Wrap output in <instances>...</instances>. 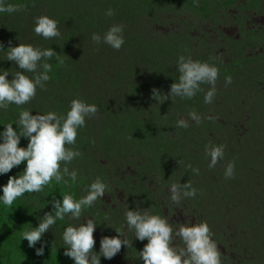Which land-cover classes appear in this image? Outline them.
Here are the masks:
<instances>
[{
  "label": "clouds",
  "instance_id": "1",
  "mask_svg": "<svg viewBox=\"0 0 264 264\" xmlns=\"http://www.w3.org/2000/svg\"><path fill=\"white\" fill-rule=\"evenodd\" d=\"M40 1L39 8L31 4L32 9H28L26 16L21 17L24 27L20 29L21 31H17L15 26L8 23L1 15L13 9L10 0H0V148L6 150L1 154L5 163L3 170L13 173L20 171L18 173L20 181L14 189L23 198L26 197L34 209L29 216L19 217V220L14 218L8 230L12 232L14 243L19 245V251L30 254L40 264H75L74 259L77 256L71 254L70 243L76 244L82 254L89 246L91 231L97 229L105 240L98 246H90V249L94 256L101 254L110 261L112 256L108 255L110 241L113 238L119 240L123 236V231L116 229L117 225L124 222V231L138 229L141 234L146 235L148 230H151L150 225L156 223L150 224L151 221L143 223L145 217L141 212L133 216L135 220L129 217L126 221L125 216L120 214L123 211L122 207L107 216L102 213L93 215L95 202L100 205L101 210H103L102 205L116 209L115 204L104 199L106 196L111 198L115 196L117 185L109 183L111 174H108L110 169L113 170L111 168L113 163L110 161L111 167H102L101 163L104 160L98 158V155L106 156V148L116 146L105 133L91 130L94 122H89V118L102 113L103 118L100 122L102 128L106 125L110 130H119L121 134L122 130H126L127 137L124 142L130 141L132 145L138 144L132 142V135H136L140 142L141 137L151 127L150 138L148 133L147 138L151 143L149 145L154 148L151 149L150 156H144L151 166H145L146 170L141 169V173H153L160 160L158 153L176 152L189 148V145L175 146L161 142L165 144L160 146V130L156 129L158 124L151 111L159 115L175 102V110L192 116L195 111L193 105L201 99L198 95L204 87L197 72L187 61V51L191 49L188 45V50L186 47H181L179 50L181 52H177L172 60L175 70L173 76L177 77L172 76L162 84L166 94L161 102L156 104L159 91L152 94L143 93L140 83L146 80V77L143 73L137 76L135 71L137 66L143 70L147 66H153V73H157L163 65L164 60L158 61L159 54L156 57L154 55L160 53L163 46L157 38L155 43L161 46L156 53L151 51V44L141 42L139 52H144V58L138 57L139 55L128 58L133 70V75L129 76L130 83L140 89L138 95L128 94L131 90L127 91L119 84L114 86L113 81L111 82L113 76L95 74L98 70L92 63H95L98 69L104 68L105 56L95 52L97 48L99 51V45L95 48L92 44L94 41L106 39L111 34L107 31L119 19H123V23L128 20L130 22L133 0H101L99 4L98 0H60L61 4H64L61 14L68 19V23L65 21L52 23L49 20V12L52 9L49 6L54 7L57 0ZM171 1L182 9L178 11L181 15L191 11L207 12L208 15L213 8L227 3L224 0ZM251 1L253 5L264 6V0ZM46 2L50 3L45 4ZM138 2L137 0L135 3L138 12L143 10L141 6L147 8V5ZM122 7L127 15L125 19L122 18ZM45 12L47 16L42 22L38 18ZM261 20L264 22V18ZM56 28L59 31H55ZM178 46L177 43L169 50L175 51ZM195 46L198 47L199 44L195 43ZM202 47L203 45L199 46L200 49ZM168 56L171 58L173 55ZM201 57L206 58V55ZM107 68L114 69L112 65H107ZM114 73L113 71L112 74ZM120 88L123 90L119 91ZM111 96L112 101H116L114 107L107 108L98 103L109 100ZM150 97H155L154 106L146 102ZM142 103L148 105L151 110L142 111L144 110ZM179 105L183 106L182 110ZM224 107L225 105L221 103L218 109L222 114ZM227 110L228 108L225 109ZM142 114L152 117L144 118ZM144 121L149 122L146 128L143 127ZM202 133L198 131L196 136ZM90 134L92 136L99 134L102 138L100 141L102 150H96V147L100 148L99 141L91 140ZM187 141L190 143V140ZM132 147L137 148V146ZM85 150L91 155L84 153ZM114 178L117 181L116 177ZM11 179L12 176H9L6 181L4 194H7L10 188ZM133 182L138 183L139 186H135ZM54 186L61 188L55 206L41 204L40 197L46 198L48 193L52 194L51 189ZM145 186L147 184H144L141 177L128 176L124 183L125 196L122 204L125 203L124 201L130 202L131 196L137 197V193L145 192L147 190ZM183 187L186 186H181V189ZM255 194L259 198L263 196L259 191ZM145 197L148 204L154 207L157 203L156 199L153 196L149 197L148 193ZM88 216L93 219L86 224L84 219ZM249 217V226L244 230L239 229L238 224L230 227L229 238L226 237L225 232L214 237L207 235L210 239L207 253L205 248L201 250L189 240L180 241L172 237L170 240L173 244L169 248V259L174 264H264V219L251 221L252 211ZM140 245L145 246L144 243ZM258 248H261L262 256L257 260ZM14 249L15 247L7 249L3 241L0 242L1 255H13ZM132 256L126 255L132 264L152 262L138 258L136 263L132 260ZM260 260L261 263H258ZM0 264H14V261L0 256Z\"/></svg>",
  "mask_w": 264,
  "mask_h": 264
},
{
  "label": "rangeland",
  "instance_id": "2",
  "mask_svg": "<svg viewBox=\"0 0 264 264\" xmlns=\"http://www.w3.org/2000/svg\"><path fill=\"white\" fill-rule=\"evenodd\" d=\"M136 1L133 0V7L130 8V22L123 23V19L116 21L107 31L111 34L106 39L94 41L93 47L99 45V51L97 48L95 52L110 58L115 53V47L120 57L118 60L122 61L126 56L135 58L138 47L129 50L135 42L151 44V51L156 53L161 45L158 46L155 39H159L163 46L160 53L154 55L156 57L159 54L158 61L164 60L163 65L157 73H153V66H147L144 70L137 66L135 71L137 76L143 73L146 77L140 83L143 93L159 91L156 103L159 104L166 94L162 84L175 73L172 61L175 54L181 52V47L188 50L187 46L190 45L187 61L197 72L204 88L198 95L201 99L193 105L195 111L192 116L175 110V102L159 115L151 111L158 124L156 129L160 130V146L165 143L189 145V148L176 152L158 153L160 160L158 166H154L153 173H141V169L146 170V167L151 166L144 158L150 156L151 151L147 145H143L145 142L134 144L142 146L137 149L132 147L130 141L125 142L122 153L117 147L109 146L105 149L106 156L98 155L100 160H104L102 167H109L110 161L114 165L110 166L113 170L110 169L108 174H111L109 183L117 185L115 196H106L104 199L115 204L116 209L102 205L101 210L95 202L93 215L102 213L107 216L122 207L120 214L125 216L126 221L141 212L145 217L143 223L151 221L150 224H156L150 225L151 230L146 235L138 229L124 231V222L117 225L116 229L123 231V236L110 241V261L101 254L97 257L93 255L90 246H98L105 240L99 230L93 229L89 235V246L82 254L76 244L70 243L71 254L77 256L75 264H132L127 254L133 255L132 260L136 263L139 258L150 260L151 264H174L169 259L172 237L180 241L189 240L201 250L205 248L207 253L210 244L207 235L214 237L225 232L229 238L230 227L237 224L239 229L244 230L249 226L251 211V221L264 219V22L261 20L264 18V6L253 5L251 0H228L213 8L208 15L207 12L192 11L181 15L179 12L182 9L170 4L168 11L162 15L157 13L154 6L150 9L151 13L145 15V11L138 12ZM159 1L163 3L167 0ZM100 2L97 1L98 4ZM46 16L47 12L40 14L38 19L43 22ZM122 30L126 31L129 41L117 48L121 34L123 37ZM116 31L120 34L112 39ZM177 43L179 46L175 51L169 50ZM195 43L203 47L200 49ZM167 54L173 56L170 58ZM201 55H206V58ZM113 71V68L104 67L95 74L116 76V73L112 74ZM146 102L154 106L155 97L146 99ZM221 103L225 105L223 114L218 111ZM142 104V111L151 110L148 105ZM179 107L183 109L182 105ZM146 114L142 116L145 118ZM102 118V113L89 118V122H94L91 130L103 132L100 124ZM198 131L203 133L196 136ZM122 132V138L126 139V130ZM90 138L101 144L99 134H90ZM128 176L141 177L147 184V190L137 193V197L131 196L130 202L124 201L122 204L124 183ZM133 184L139 186L136 182ZM183 185L186 187L181 189ZM256 191L263 196L257 197ZM146 192L149 197L156 199L155 208L148 204ZM144 193V197L140 198ZM90 219L93 218H85V223L88 224ZM141 243L145 246L142 247ZM261 252V248H258L257 260L262 256Z\"/></svg>",
  "mask_w": 264,
  "mask_h": 264
},
{
  "label": "trees",
  "instance_id": "3",
  "mask_svg": "<svg viewBox=\"0 0 264 264\" xmlns=\"http://www.w3.org/2000/svg\"><path fill=\"white\" fill-rule=\"evenodd\" d=\"M138 3H144L145 5H147V8L145 6H141V10L145 11V15L151 13L150 9L154 6L155 8H157V13L162 15L165 12L168 11V6L170 4H172L173 2H171V0H167L166 2L159 1V0H138ZM40 0H10V4L13 7V9L11 8V10H8L6 12H3L1 15L3 16V18L10 24H12L13 26H15V29L17 31H21L20 29H22L24 27V25L21 22V17H25L27 14V10L28 9H32L31 4H33V6L39 8L40 4ZM224 2H229L228 0H224ZM50 2H46L45 4H48ZM64 4H61L60 0H57L54 7L49 6L51 9V11L49 12V20L52 23L55 22H64L68 23V19H65L63 17V15L61 14V10L63 8ZM145 9V10H144ZM127 15L125 13V10L123 8L122 10V18H126ZM72 19H70L71 21ZM123 33V37L121 34V37L119 39V46L117 48H119L120 46H125L128 41L129 38L126 34V31H122ZM120 33L118 32L117 34L113 35L112 39H116L118 37ZM11 35V34H10ZM10 37V36H8ZM177 45V44H175ZM138 47V51L136 52L135 56L144 58V52L140 53L139 49L142 46L141 42H135L133 43L129 50L134 49L135 47ZM172 48V47H171ZM115 53H113V56H110V58L107 57H103V61H104V67H107V65H112L114 67V72L117 74L116 76H113L114 78H111V82L113 81L114 86H116L117 84L123 86V88H126L127 91L128 89L131 90V92H128V94L130 95H138L139 94V88L134 87V85L132 83H130V78L129 76L133 75V70L130 67V64L128 62V58L130 56H126L122 61H119L118 59L120 57H118L117 55V50L114 47L113 50ZM133 56V54L131 55ZM107 59V60H105ZM95 66V69L98 70V67L95 65V63H92ZM114 73V74H115ZM110 82V83H111ZM121 94H123V92H121ZM112 96L109 98V100L107 101H98V103L102 106H105L107 108H111L114 107L116 104V101H112ZM141 105V103L139 102V106ZM149 125V122L144 121L143 123V127L146 128ZM103 133H105L108 138L113 142L109 141L110 143L114 144L119 150L120 153L123 152V144L124 139L122 138L124 132L121 134L119 130H114V129H109L108 126L104 125L103 128ZM152 132L151 127L149 128V131L147 132L150 138V133ZM84 133H86L84 131ZM147 133H145V135L143 137H141L140 142L139 139L136 135H132L131 136V140L133 143H144V146H150V149H153L154 147L149 145L151 144L149 142V138H147ZM142 147V146H138ZM133 146V145H132ZM131 147V146H129ZM135 147V149H137ZM96 150H102V145H100V148L98 149L96 147ZM139 151V150H137ZM6 150L4 148H0V242L3 241V243L5 244L7 249H11V247H15L14 249V253L13 255H1L0 256H4L6 257L8 260L10 261H14V264H40L39 261L34 258L33 256H31L30 254L27 253H23L19 251V245L14 243V238L12 236V232L10 230H8L9 225H11L12 220L14 218H16L17 220H19V217H23L25 215H30V213L32 211H34L33 206L31 204L28 203L27 198L26 197H22L20 194H18L15 191V186L16 184L20 181L19 179V175L18 173H20V171H16V172H11V171H4L3 168L5 167V163H4V159L2 157L1 154L5 153ZM84 153L91 155L90 152L87 150L84 151ZM114 166V165H113ZM9 176H12L11 182H10V188L7 192V194H4L3 190H4V186L6 185V181L8 179ZM60 187L59 186H54L51 189L52 194L48 193L46 196V198H42L40 197V203L41 204H49L52 206H55L56 204V198L58 197V194L60 193ZM39 199V198H38ZM14 226L16 227V224L14 223ZM68 264V263H67Z\"/></svg>",
  "mask_w": 264,
  "mask_h": 264
}]
</instances>
